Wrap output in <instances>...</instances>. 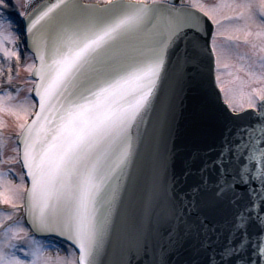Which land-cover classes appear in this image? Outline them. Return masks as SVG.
Wrapping results in <instances>:
<instances>
[{
  "label": "snow or ice",
  "instance_id": "snow-or-ice-1",
  "mask_svg": "<svg viewBox=\"0 0 264 264\" xmlns=\"http://www.w3.org/2000/svg\"><path fill=\"white\" fill-rule=\"evenodd\" d=\"M22 6L0 0V60L7 64L0 66V205L8 209L0 213V264H105L109 238L113 254L135 248L152 256L150 264H169L166 257L180 249L208 256L176 264H264V94L253 89L260 103L249 97L247 107L258 111L224 124L180 176L167 162L177 108L172 85L182 89L185 69L202 62V18L172 0H44L16 21L13 10ZM217 7L232 11L213 15L218 29L222 20L233 25L213 36L218 69L228 65H221L216 36L242 38L254 54L264 53V39L250 40L264 38V24L255 33L249 27L251 2ZM257 7L264 13V0ZM258 59L264 69V55ZM21 68L24 96L15 86ZM141 157L164 163L145 173L133 169ZM16 164L19 173L3 167ZM225 201L237 210L214 223L226 215ZM224 231L226 241L214 246ZM38 236L64 237L78 256L45 255ZM159 236L167 246L153 249Z\"/></svg>",
  "mask_w": 264,
  "mask_h": 264
},
{
  "label": "water",
  "instance_id": "water-1",
  "mask_svg": "<svg viewBox=\"0 0 264 264\" xmlns=\"http://www.w3.org/2000/svg\"><path fill=\"white\" fill-rule=\"evenodd\" d=\"M187 11L194 12L202 18L201 31H207V50L202 58V62L195 67L188 66L185 69V80L182 89L173 82L176 95V117L175 131L173 136L167 141L168 165L176 176H180L183 171L184 162L195 150L205 151L213 146L218 139L219 132L224 124L232 123L234 117H241L242 120H250L254 112L248 115H232L224 107L215 86L213 85V63L209 52V42L212 34V27L207 19L196 10L184 7ZM238 122V121H236ZM163 158L159 161L155 159H144L141 157L134 160L133 169H143L145 173L154 171L163 166ZM191 178L183 181V188L186 190L191 184ZM226 215L216 217L213 222L222 224L224 219L231 217L237 209L224 202ZM227 231L218 241L217 245H223L227 239ZM113 240L109 238L106 243L107 255H102L101 259L105 264L110 261L120 260L124 264H150L151 255L137 254L135 248L120 254H113ZM160 244L167 246V240L163 236L155 237L152 241V248L157 249ZM207 252H202L199 256L192 255L184 249L172 252L166 257L169 264H176L177 261L206 259ZM158 259V257H157Z\"/></svg>",
  "mask_w": 264,
  "mask_h": 264
},
{
  "label": "rangeland",
  "instance_id": "rangeland-1",
  "mask_svg": "<svg viewBox=\"0 0 264 264\" xmlns=\"http://www.w3.org/2000/svg\"><path fill=\"white\" fill-rule=\"evenodd\" d=\"M104 1V0H100ZM179 3H190L197 7H203V9L211 16L215 15L217 19L222 15H231L232 11L227 8H218V5L223 3H232L233 0H177ZM235 3H248L251 2L253 4V13L255 16V22L250 23L249 27L252 32L255 33L258 30V25L264 24V13L259 11L257 5H259L260 0H234ZM19 3L24 8V12H26L29 7L31 1L30 0H19ZM239 11V9H237ZM243 21L240 22L243 25ZM232 24L228 21H221V25L217 31H226L230 32L232 28ZM15 29V24L13 25ZM216 46L220 50V62L221 65L227 64L228 67L225 68L221 66L217 70V75L220 76V87L221 83L224 87V95L226 96V100L230 103L231 107H236L237 109L247 106V102L249 97H252L254 103H258L259 96L253 89L260 90L262 94H264V79H259L258 77L264 72V69H261L260 62L258 57L260 55H264L257 51L255 54L253 53L252 47L250 43H245V41L241 38L240 40H228L226 35L216 36ZM260 39L255 36L250 37V40H254L259 44ZM218 55V53H216ZM0 66L7 69V64L0 60ZM255 73V75H249V72ZM27 73L21 68L19 72L18 78H16V87L20 88V95L24 96L27 93V88L22 83V81L26 78ZM231 102H230V101ZM9 124L11 125V120L9 119ZM12 127H7L3 130L4 139H7V134L12 132ZM5 169L8 167H15L16 172L19 173L17 164L16 165H4ZM5 175H10L8 172H5ZM13 179L17 177L12 176ZM7 207V206H6ZM3 209V210H2ZM6 211L3 208V205H0V213ZM22 216V212L19 214ZM41 242V241H40ZM45 249V255L56 256L57 252L61 258L68 261L66 257H63V254L56 250L51 244L46 242H41ZM73 258V257H72ZM70 259V258H69ZM74 260V258H73Z\"/></svg>",
  "mask_w": 264,
  "mask_h": 264
}]
</instances>
